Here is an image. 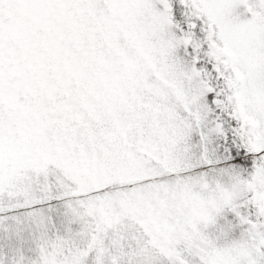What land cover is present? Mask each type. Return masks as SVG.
<instances>
[{
    "label": "snow or ice",
    "instance_id": "snow-or-ice-1",
    "mask_svg": "<svg viewBox=\"0 0 264 264\" xmlns=\"http://www.w3.org/2000/svg\"><path fill=\"white\" fill-rule=\"evenodd\" d=\"M0 264H264V0H0Z\"/></svg>",
    "mask_w": 264,
    "mask_h": 264
}]
</instances>
